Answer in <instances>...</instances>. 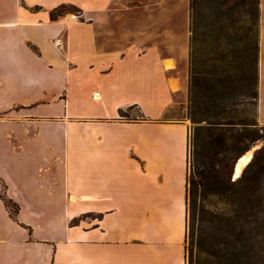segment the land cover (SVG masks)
<instances>
[{
	"label": "crops",
	"instance_id": "crops-1",
	"mask_svg": "<svg viewBox=\"0 0 264 264\" xmlns=\"http://www.w3.org/2000/svg\"><path fill=\"white\" fill-rule=\"evenodd\" d=\"M62 4L79 17L51 18ZM175 7L0 0V195L17 207L11 217L0 197V264H186L188 79ZM258 10L264 124V0Z\"/></svg>",
	"mask_w": 264,
	"mask_h": 264
},
{
	"label": "trees",
	"instance_id": "trees-1",
	"mask_svg": "<svg viewBox=\"0 0 264 264\" xmlns=\"http://www.w3.org/2000/svg\"><path fill=\"white\" fill-rule=\"evenodd\" d=\"M80 11L62 4L50 12L56 18ZM258 0H188V85L186 115L192 123L188 139L186 203L189 202V242L195 246L189 264H224L230 251L221 249L219 215L207 208L213 199L236 197L243 214L249 209L245 172L232 179L235 160L257 140L264 127L255 122L257 111ZM251 106L248 115L241 108ZM121 116H125L120 111ZM190 157V166H189ZM4 205L14 217L17 207L3 194ZM199 201V202H198ZM226 233L232 230L224 226ZM229 234V233H228ZM242 240V239H241ZM204 258L201 259L200 255Z\"/></svg>",
	"mask_w": 264,
	"mask_h": 264
},
{
	"label": "rangeland",
	"instance_id": "rangeland-1",
	"mask_svg": "<svg viewBox=\"0 0 264 264\" xmlns=\"http://www.w3.org/2000/svg\"><path fill=\"white\" fill-rule=\"evenodd\" d=\"M174 3H176L175 17L178 21V32L181 39V43H179L178 48V57L180 58L179 64L181 65L180 70L181 73L187 72L188 79V0H174ZM66 15H74L75 17H73L76 19L79 17L80 12L68 11L63 13L61 16L63 17ZM262 110L264 111V99L262 101ZM241 111V115L244 114L248 117L252 111V107L246 106L241 108ZM124 114L128 117L135 116L138 114V111L137 109H126ZM174 115L175 113L173 112L167 113V116ZM187 119L189 123L190 136L192 123L188 117ZM254 119L258 126L264 127V124L259 123L257 111ZM262 145H264V138L252 143L246 151L250 150L252 157L256 149ZM245 167L246 165L242 168L240 175ZM245 177L249 187L248 197L250 206L245 214L241 212L240 204L237 201L239 195L234 196V198L236 197L234 202H227L223 197H217L213 199V204H210V206L206 204L207 208L213 209V211L220 217V230L218 233L220 240H223L225 243L220 244V247H222L221 249H225L226 246V249L230 251L229 260L223 261L224 264H264V149L256 154L253 164L250 165L245 172ZM232 179L234 178L232 177ZM224 226H229L232 230L226 233V228ZM189 232V202L187 200V234L185 241L186 264H189L190 250L193 258L196 255L195 246H191L189 242ZM200 258L203 259L204 255L201 254Z\"/></svg>",
	"mask_w": 264,
	"mask_h": 264
},
{
	"label": "bare ground",
	"instance_id": "bare-ground-1",
	"mask_svg": "<svg viewBox=\"0 0 264 264\" xmlns=\"http://www.w3.org/2000/svg\"><path fill=\"white\" fill-rule=\"evenodd\" d=\"M75 17V16H74ZM73 18V15H67L66 20H69ZM251 159V151L248 150L244 154L241 155V157L238 159L237 164L235 166V172L233 174V178L239 174L241 169L244 167L245 164H247Z\"/></svg>",
	"mask_w": 264,
	"mask_h": 264
},
{
	"label": "water",
	"instance_id": "water-1",
	"mask_svg": "<svg viewBox=\"0 0 264 264\" xmlns=\"http://www.w3.org/2000/svg\"><path fill=\"white\" fill-rule=\"evenodd\" d=\"M241 157V155L235 160V162H234V164H233V167H232V172H231V175H233L234 174V172H235V166H236V164H237V161H238V159ZM246 165V164H245ZM244 165V166H245ZM242 170V169H241ZM241 172V171H240ZM240 172H239V174L238 175H236L235 177H234V179L235 178H237L239 175H240Z\"/></svg>",
	"mask_w": 264,
	"mask_h": 264
},
{
	"label": "built area",
	"instance_id": "built-area-1",
	"mask_svg": "<svg viewBox=\"0 0 264 264\" xmlns=\"http://www.w3.org/2000/svg\"><path fill=\"white\" fill-rule=\"evenodd\" d=\"M74 16V15H73ZM54 44L56 45V46H61V39L60 38H57L55 41H54Z\"/></svg>",
	"mask_w": 264,
	"mask_h": 264
}]
</instances>
